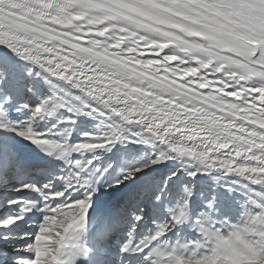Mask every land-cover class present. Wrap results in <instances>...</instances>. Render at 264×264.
Instances as JSON below:
<instances>
[{
  "label": "snow or ice",
  "instance_id": "obj_1",
  "mask_svg": "<svg viewBox=\"0 0 264 264\" xmlns=\"http://www.w3.org/2000/svg\"><path fill=\"white\" fill-rule=\"evenodd\" d=\"M0 264H264V0H0Z\"/></svg>",
  "mask_w": 264,
  "mask_h": 264
}]
</instances>
